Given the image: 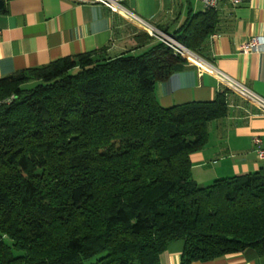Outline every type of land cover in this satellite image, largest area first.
<instances>
[{
  "label": "trees",
  "instance_id": "16d2710c",
  "mask_svg": "<svg viewBox=\"0 0 264 264\" xmlns=\"http://www.w3.org/2000/svg\"><path fill=\"white\" fill-rule=\"evenodd\" d=\"M218 23L200 12L175 36L202 58ZM136 40L0 79V264H160L175 241L183 264L264 256V172L192 177L229 91L163 108L156 84L188 63Z\"/></svg>",
  "mask_w": 264,
  "mask_h": 264
},
{
  "label": "crops",
  "instance_id": "0c3cea01",
  "mask_svg": "<svg viewBox=\"0 0 264 264\" xmlns=\"http://www.w3.org/2000/svg\"><path fill=\"white\" fill-rule=\"evenodd\" d=\"M0 2V79L104 48L110 55L119 56L132 51L137 47L136 38L147 34L123 15L91 0ZM123 6L169 35H176L191 15L207 11L203 4V9H193L191 0L187 9H151L142 0H123ZM217 15V31L209 38L202 59L264 99V53L240 51L253 37L264 38V0H244L238 7L222 0ZM225 89L229 91L228 115L210 126L209 143L191 157L192 177L203 187L216 180L264 172V157L256 152L257 148L264 152V109L194 63L178 68L155 88L163 108L213 102ZM254 139L260 141L259 146ZM184 250L183 241L171 243L160 264H183ZM191 264H264V256L249 249Z\"/></svg>",
  "mask_w": 264,
  "mask_h": 264
},
{
  "label": "built area",
  "instance_id": "2783aa9c",
  "mask_svg": "<svg viewBox=\"0 0 264 264\" xmlns=\"http://www.w3.org/2000/svg\"><path fill=\"white\" fill-rule=\"evenodd\" d=\"M98 4H101L108 8L113 13H117L123 15L133 23H135L138 27L144 30L151 38L155 39L158 43H161L169 50L173 52V54L177 57H180L186 60L188 63H194L198 66L200 70L203 72L212 73L217 76L221 81L226 82L229 86L235 87L241 93L246 95L253 103L257 104L259 107L264 109V99L257 97L256 95L250 93L246 89H244L241 85L235 83L229 77L216 70L212 65L203 60L201 57L196 55L194 52L190 51L184 45H182L175 35H169L155 28L149 22L139 18L132 12L128 11L123 6V0H91ZM160 1V0H156ZM207 11L217 12L222 0H197ZM244 0H228L229 5L232 7H238ZM240 51L244 54L247 53H264V38L262 37H253L250 39L245 45L240 48ZM254 144L256 146L260 145V141L258 139H254ZM257 154L260 158L264 157V152L261 151L260 148L256 150Z\"/></svg>",
  "mask_w": 264,
  "mask_h": 264
},
{
  "label": "rangeland",
  "instance_id": "374dc122",
  "mask_svg": "<svg viewBox=\"0 0 264 264\" xmlns=\"http://www.w3.org/2000/svg\"><path fill=\"white\" fill-rule=\"evenodd\" d=\"M127 3H132L133 0H125ZM150 4L151 9H187L188 0H162V2H155L154 0H142ZM141 2V1H140ZM193 9H203L202 4L197 0H191ZM156 41V40H155ZM199 184V183H198Z\"/></svg>",
  "mask_w": 264,
  "mask_h": 264
},
{
  "label": "water",
  "instance_id": "95a60500",
  "mask_svg": "<svg viewBox=\"0 0 264 264\" xmlns=\"http://www.w3.org/2000/svg\"><path fill=\"white\" fill-rule=\"evenodd\" d=\"M0 7H2V3L0 2Z\"/></svg>",
  "mask_w": 264,
  "mask_h": 264
}]
</instances>
